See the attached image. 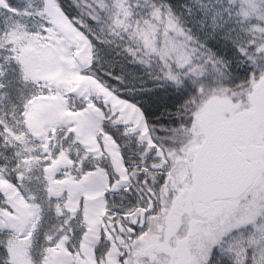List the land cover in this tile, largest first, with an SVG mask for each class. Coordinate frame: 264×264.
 Returning a JSON list of instances; mask_svg holds the SVG:
<instances>
[{
  "label": "snow or ice",
  "instance_id": "1",
  "mask_svg": "<svg viewBox=\"0 0 264 264\" xmlns=\"http://www.w3.org/2000/svg\"><path fill=\"white\" fill-rule=\"evenodd\" d=\"M0 264H264V0H0Z\"/></svg>",
  "mask_w": 264,
  "mask_h": 264
}]
</instances>
